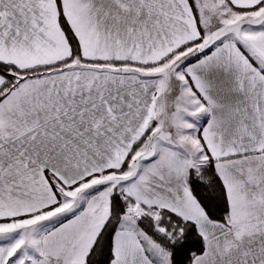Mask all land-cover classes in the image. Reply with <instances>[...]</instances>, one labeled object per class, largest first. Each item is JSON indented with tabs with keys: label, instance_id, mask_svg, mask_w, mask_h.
I'll return each instance as SVG.
<instances>
[{
	"label": "snow or ice",
	"instance_id": "obj_1",
	"mask_svg": "<svg viewBox=\"0 0 264 264\" xmlns=\"http://www.w3.org/2000/svg\"><path fill=\"white\" fill-rule=\"evenodd\" d=\"M0 264H264V0H0Z\"/></svg>",
	"mask_w": 264,
	"mask_h": 264
}]
</instances>
